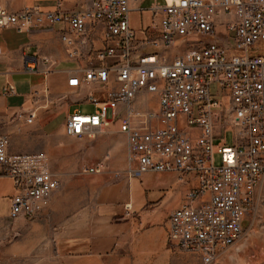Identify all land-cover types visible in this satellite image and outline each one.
Wrapping results in <instances>:
<instances>
[{"label": "built area", "instance_id": "2783aa9c", "mask_svg": "<svg viewBox=\"0 0 264 264\" xmlns=\"http://www.w3.org/2000/svg\"><path fill=\"white\" fill-rule=\"evenodd\" d=\"M132 1L89 0V9L72 14L0 9V28L24 33L58 23L69 27L61 34L68 56L87 53L98 63L73 74L68 86L95 85L107 96L95 102L89 95L86 101L96 111L69 115L65 136L95 139L115 125L127 138L130 176L176 174L186 183L194 177L185 203L169 216L167 238L202 264H213L241 240L250 206L264 189V51L254 49L264 44V0H155L142 40L130 24ZM100 25L104 47L96 49ZM219 27L232 37L230 47L207 42ZM177 43L185 51L170 59L166 52ZM5 92L15 94V88L9 85ZM147 97L157 100V110H150ZM35 118L32 111L27 123ZM104 168L98 163L83 173ZM4 178L15 188L11 220L42 215L60 187L48 156L11 154L9 137L0 135Z\"/></svg>", "mask_w": 264, "mask_h": 264}, {"label": "crops", "instance_id": "0c3cea01", "mask_svg": "<svg viewBox=\"0 0 264 264\" xmlns=\"http://www.w3.org/2000/svg\"><path fill=\"white\" fill-rule=\"evenodd\" d=\"M145 1L148 0H134L131 3L130 24L139 40L146 37L152 25L151 7L143 8ZM89 7V0H0V9L12 14L27 8L36 9L41 13L72 14L83 13ZM68 28L62 23L33 27L24 33H19L14 27L0 28V135L9 137L11 154L48 156L51 172L56 177L62 175L68 167L73 166L75 169L82 167L87 157L84 155L81 162L82 158L77 157L75 150L71 147L66 148L65 151L60 149L70 158L66 162L54 158L55 155L52 154V143L69 146L72 144L64 137V123L69 115L80 112L78 108L73 111L71 109L74 105H91L86 101L91 94L94 95L95 102H102L106 99L96 100L98 92L106 93L98 86L91 85L79 89L68 86V81L73 74L80 76L86 69L98 63L95 60L92 61L87 53L76 59L68 56V50L61 40V34L68 31ZM206 40L224 47H230L232 43V37L227 36L222 27L218 28L217 35L208 37ZM94 44L96 49L104 47L102 25L99 26ZM185 48L183 45L175 46L166 54L171 59L181 55ZM45 59L51 62L52 67L44 62ZM27 65L35 66V69L27 71ZM9 85L15 88V94H6L5 89ZM146 103L150 105V109L154 103L158 107L157 100L153 97H147ZM32 111H36V118L32 124H28L27 116ZM101 136H106L105 142L107 143H118L116 166L121 170L118 173L120 177L124 174L130 176L125 134L108 130L95 139H81V141L83 146L90 150L100 151L101 144L104 142L100 139ZM75 158L78 161L72 162ZM110 159L111 152H108L107 156L100 159L98 163H103L108 168L111 166ZM154 174L148 173L144 176L147 175L162 182L158 185L155 194H148L144 197V202H149L151 199L162 200L168 209L174 207L179 197L182 194L186 195L196 183L194 177H190L186 183L179 181L176 174H165L163 177H155ZM127 177L124 178L127 179ZM134 180L129 178L116 186V189L107 190L112 198L110 201L100 202L93 211L91 207L86 209L85 213L90 211L89 217H85L86 215L79 217L83 218L82 231L71 228L68 233L54 237L51 241L46 239L48 243L45 246L41 243L43 236L39 240L37 237L33 238V234L29 239L27 237L18 238L8 246L4 245L3 256L9 257L8 261L12 262L9 264H122V258H116L121 245V239L117 236H121L122 232H128L131 229V222L122 221V223L115 224L112 220L124 214L127 204V207L130 206L131 192L136 185L133 183ZM166 189L171 192H167ZM172 190H175V193ZM57 192L58 190L53 194L49 206L42 215L28 218L33 229L41 227L40 217L48 210L53 212L57 209ZM14 195L15 188L12 180L0 179V227L12 221L10 206ZM184 197L180 200L181 206L185 203ZM4 205L6 207L1 208ZM92 216H94L93 219ZM47 219H50L48 215L46 218L43 217V221ZM70 222L75 223V220ZM112 255L114 258L109 259ZM29 256L33 258H30L27 263Z\"/></svg>", "mask_w": 264, "mask_h": 264}, {"label": "rangeland", "instance_id": "374dc122", "mask_svg": "<svg viewBox=\"0 0 264 264\" xmlns=\"http://www.w3.org/2000/svg\"><path fill=\"white\" fill-rule=\"evenodd\" d=\"M155 2L152 0L145 1L143 8H150ZM159 4H162V0H158ZM182 43H177V47H180ZM257 52L264 51V44H259L254 48ZM107 96L104 92H98L96 94V100H103ZM78 108L81 114H93L95 111L94 104L87 105H74L72 111ZM157 104H153L150 110H155ZM117 131L116 127L110 128L109 132ZM65 135V133H64ZM65 139L72 144H51L52 154L54 158L64 160L65 162L69 158L65 154L66 148L71 147L75 150L77 157L87 156L84 160L82 167L77 169L68 167L67 170L58 175L60 180V187L58 192L57 201L58 207L53 212L47 211L41 218V227L33 229L30 225V220L26 217H20L16 220H12L10 223L0 227V264L12 263L8 261L9 257L3 256L4 245H9L14 242L15 239L27 237L39 240L40 237H44L41 241L45 246L48 240H52L61 234L68 233L69 229L74 228L82 231L83 218L80 216L86 215L89 217L90 211L85 210L91 207L93 211L95 206L100 202L110 201L112 198L109 196V189L115 188L122 182H125L129 178L135 179V187L131 192L132 202H129L124 208V214L116 216L112 220L113 223L118 224L122 221L131 222V229L128 232H122L121 236L118 235V239H121L120 249L117 251L116 258H122V264H202L200 259L192 254L185 253L169 243L167 238L168 219L171 213L180 208V200L185 194H182L174 207L168 209L166 204L162 200H153L144 202L146 195H152L156 193L158 185L162 181L154 180L150 176H127L124 174L122 177H116V173L121 172L116 166L118 143L105 142L106 136H101L104 142L101 144L100 151H92L88 147L83 146V142L80 139L69 138L64 136ZM221 139H216L215 143H218ZM227 144L231 146L233 144V134L227 135ZM64 151H60V149ZM108 152H111V166L104 168V171L100 174L90 175L83 173L85 167L94 166L98 164V161L107 156ZM70 159V158H69ZM72 162L78 161V159H72ZM70 161L68 160V163ZM128 164V162H127ZM216 164H220V157L216 156ZM128 168V165H127ZM129 169V168H128ZM127 169V170H128ZM165 174H154L153 176L163 177ZM124 177H127L124 178ZM167 192L169 189H166ZM175 193V190H172ZM6 207V205L1 206ZM126 211V212H125ZM50 217V219L44 220L43 217ZM50 215V216H49ZM94 216H92L93 219ZM75 220V223L70 221ZM80 221V222H79ZM112 223V224H113ZM104 226V225H102ZM244 234L241 240L234 246L223 250L217 261L213 264H264V189L260 190L250 206V210L246 216L243 224ZM22 234H24L22 236ZM120 241V240H119ZM41 246V247H42ZM109 259H113L114 255L109 256ZM28 257L26 262H29Z\"/></svg>", "mask_w": 264, "mask_h": 264}]
</instances>
